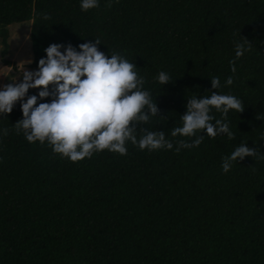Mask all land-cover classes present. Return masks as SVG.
<instances>
[{
    "label": "trees",
    "instance_id": "trees-1",
    "mask_svg": "<svg viewBox=\"0 0 264 264\" xmlns=\"http://www.w3.org/2000/svg\"><path fill=\"white\" fill-rule=\"evenodd\" d=\"M98 3L83 11L81 0H0L1 65L14 69L4 59L10 24L30 21L35 70L51 44L79 51L99 39L109 58L115 52L135 63L159 108L139 127L164 131L173 150L128 142L126 155L105 150L71 162L17 134V102L0 114V264H264V0ZM242 37L252 48L232 73ZM160 71L171 82L159 84ZM213 91L244 104L228 113L235 139L197 133L199 147L177 153L176 140L191 142L171 137L187 99ZM241 143L260 154L225 173L223 158Z\"/></svg>",
    "mask_w": 264,
    "mask_h": 264
},
{
    "label": "clouds",
    "instance_id": "clouds-1",
    "mask_svg": "<svg viewBox=\"0 0 264 264\" xmlns=\"http://www.w3.org/2000/svg\"><path fill=\"white\" fill-rule=\"evenodd\" d=\"M80 6L87 11L99 3L81 0ZM242 38L235 44V59L229 61L232 73L236 72V60L252 48ZM100 43L99 39L82 43L78 45L79 51L71 44L49 45L45 49L46 58L38 62V70H25L22 82L0 88V114H10L20 102L23 118L14 124L17 134L22 132L29 143H46L55 155L71 162L91 158L94 153L105 150L126 155L128 142L141 151L173 150L174 144L164 131L139 127L158 117L159 108L151 93L144 90L146 81L136 71L135 63L115 52L109 58L99 50ZM155 79L161 85L171 82L170 75L164 71ZM210 81L212 89L221 87L219 77L214 76ZM232 84L233 77L229 76L225 86ZM30 89L40 91L38 95L28 96ZM49 97L50 102L38 103ZM186 109L180 117L182 126L174 127L171 137H187L191 142L176 140L177 153L199 147L204 135L197 133L203 132L213 139L218 135L235 139L227 122L228 113L230 110L242 113L244 104L232 94L213 91L200 98L193 95L187 99ZM213 110L221 114L219 119L211 114ZM3 131L7 135L9 129ZM259 154L258 149L241 143L223 158L222 169L227 173L234 162Z\"/></svg>",
    "mask_w": 264,
    "mask_h": 264
},
{
    "label": "rangeland",
    "instance_id": "rangeland-1",
    "mask_svg": "<svg viewBox=\"0 0 264 264\" xmlns=\"http://www.w3.org/2000/svg\"><path fill=\"white\" fill-rule=\"evenodd\" d=\"M30 21L10 24L6 27L7 53L4 56L6 61L14 65V69L2 66L0 63V88L9 83L22 82V74L25 70L36 71L30 68L32 53L28 38ZM32 92H39L40 89H30ZM17 104V103H16Z\"/></svg>",
    "mask_w": 264,
    "mask_h": 264
}]
</instances>
